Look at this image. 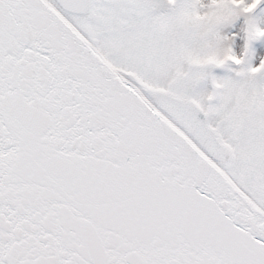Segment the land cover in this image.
I'll use <instances>...</instances> for the list:
<instances>
[{"label": "snow or ice", "instance_id": "snow-or-ice-1", "mask_svg": "<svg viewBox=\"0 0 264 264\" xmlns=\"http://www.w3.org/2000/svg\"><path fill=\"white\" fill-rule=\"evenodd\" d=\"M0 264H264V0H0Z\"/></svg>", "mask_w": 264, "mask_h": 264}]
</instances>
